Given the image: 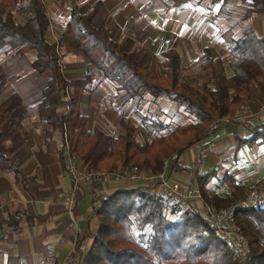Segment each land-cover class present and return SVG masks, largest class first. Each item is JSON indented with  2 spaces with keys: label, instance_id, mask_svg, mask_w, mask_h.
Wrapping results in <instances>:
<instances>
[{
  "label": "trees",
  "instance_id": "1",
  "mask_svg": "<svg viewBox=\"0 0 264 264\" xmlns=\"http://www.w3.org/2000/svg\"><path fill=\"white\" fill-rule=\"evenodd\" d=\"M210 1L217 4L223 0ZM238 1L246 6L245 19L264 13V0ZM188 2L171 0V5L178 7ZM95 13L96 10L81 15L76 1L70 0L68 23L58 39L51 42L43 0H0V51L8 48L18 55L33 52V71L47 75L38 117L47 128V137L54 132L63 135L57 150L63 169L68 150L88 170L116 171L136 166L159 173L165 160L177 163L195 144L211 142L227 125L237 124L244 103L258 92L264 97V37L250 27L236 40L226 37V63L231 76L218 71L216 62L206 58L200 64L201 83L194 87L181 79V60L176 51L164 52L160 73H150L139 66L136 53L126 52L110 38L108 29L93 27ZM61 51L88 60L127 98H166L183 106L195 121L180 126L148 124L144 119L142 124L148 133L155 134L144 142L137 140V126L124 120L119 122L117 135L89 130L88 117L80 111V100L90 76L67 80L62 73ZM5 68L6 63L0 61V75ZM4 84L0 82V93ZM64 99L67 105L61 109ZM16 100L17 95L12 94L0 102V170L4 171L13 170L4 142L22 129V118H12L9 109ZM250 130L247 144L258 142L264 146V123ZM226 177L234 183V191L223 197H209L206 192L210 174L197 181L203 196L216 208L234 204L242 192L239 188L243 190L232 177ZM96 201L93 216L97 229L88 236V249L73 264H264V205L238 209L233 214L232 222L249 246L245 261L239 263L209 224L185 204L160 199L142 187L119 189Z\"/></svg>",
  "mask_w": 264,
  "mask_h": 264
},
{
  "label": "crops",
  "instance_id": "2",
  "mask_svg": "<svg viewBox=\"0 0 264 264\" xmlns=\"http://www.w3.org/2000/svg\"><path fill=\"white\" fill-rule=\"evenodd\" d=\"M75 1L81 15L96 10L93 27L108 29L110 38L126 52L136 53L137 57L158 58L174 50L180 57L181 68L184 64L188 73L194 66L198 73L206 58L224 59L226 63L228 36L236 40L250 27L264 37V13L245 19L246 6L238 0H223L217 4L210 0H189L178 7H173L171 0ZM43 4L49 21V40L53 42L68 23L70 0H43ZM16 20L20 21L18 17ZM61 54L65 56H61L65 65L76 70L86 68L83 76L75 78L65 76L66 69L61 64L67 80L88 75L89 84L94 79L105 82L88 60ZM22 57L19 55V59L6 62L3 74L6 73L7 78L20 73L12 67L24 70ZM17 63H21V67ZM33 77L41 82L39 86H5L0 93V102L12 94L17 95L9 109L12 118H22V129L4 142L13 170H0V264H73L81 252L88 249L91 242L88 236L97 229L93 216L98 206L96 200L120 188L113 183L83 186L72 210L71 226V217L62 204L71 182L57 155L64 138L60 132L46 136L47 128L38 117V104L47 75L36 73ZM86 90L81 96L80 111L88 117L89 130L116 135L121 119L128 118L126 111L122 114L114 104L99 99L86 101L85 106L89 107H85ZM66 105L64 99L60 108ZM238 119L237 124L227 125L211 142L204 140L185 151L177 161L181 169L172 178L187 183L194 173L198 185L199 178L210 174L205 185L209 197L214 194L223 197L234 191V183L226 176L243 186V190L251 183H263L264 146L246 142L252 135L250 129L264 123V97L259 92L244 103ZM129 120L128 124L135 125V120ZM67 257L72 259L71 263L65 261Z\"/></svg>",
  "mask_w": 264,
  "mask_h": 264
},
{
  "label": "built area",
  "instance_id": "3",
  "mask_svg": "<svg viewBox=\"0 0 264 264\" xmlns=\"http://www.w3.org/2000/svg\"><path fill=\"white\" fill-rule=\"evenodd\" d=\"M236 120L239 122L238 117ZM179 170L177 163L170 160L163 162L162 171L159 173L142 170L136 166L120 167L116 171L88 170L78 161L75 155L66 150L64 171L70 179L71 188L63 196L62 204L71 217L73 207L83 186L107 183H113L117 189H122L123 185L124 188L142 187L160 199L185 204L189 208H194L195 205L203 203L202 207L199 208L200 216L219 235L222 242L230 247L239 263H243L249 246L240 228L232 222V217L238 209L256 208L264 205V188L253 187L249 190L245 200L240 201L239 204L231 208L219 211L204 204L203 196L194 180V173H191L187 183L172 178V175L177 174ZM200 176H202L201 173ZM71 226H73L72 217ZM65 261L71 263L72 259L67 257Z\"/></svg>",
  "mask_w": 264,
  "mask_h": 264
},
{
  "label": "rangeland",
  "instance_id": "4",
  "mask_svg": "<svg viewBox=\"0 0 264 264\" xmlns=\"http://www.w3.org/2000/svg\"><path fill=\"white\" fill-rule=\"evenodd\" d=\"M50 36H51L50 33H48L49 39H51ZM62 52L63 51H61L60 54ZM18 56L19 55L15 51H11L8 48H5L0 51V61H4L5 63L8 61L11 62L12 60L15 61L19 59ZM63 57L65 56H62V58ZM70 57L75 58L73 56ZM161 57L147 58L145 55H141L140 57L139 56L137 57L136 55V59L139 63V66L142 69L149 71L150 73H160L161 67L163 66V56ZM33 58H34L33 52H29L23 55L22 59L29 63V66H27V63L24 61L25 63L24 70L21 69L17 70V68L12 67L13 70L20 72L18 76L11 77L14 78L13 80L7 78L8 76L6 75V73L4 74L2 73L3 75L2 74L0 75V82L2 81L5 82L3 86L4 87L5 86H39L41 82L37 80V77H33V75L36 73L32 69H30V64ZM215 62L218 71H224L228 76H231L230 69L226 65V63H224L225 62L224 59L221 60L219 59L218 61ZM17 64L18 67H21L22 65L21 63H17ZM61 64L63 66V69H66L64 70V73L66 74L65 76L80 78L81 76H83L84 72H86L85 67L81 68L82 66H80L81 69L76 70L73 69L75 67L71 65H65L66 61H64L63 59H61ZM93 68H95L102 75V73L96 67L93 66ZM195 69L196 68L194 66L193 71L191 73H188L184 69V64H182L181 79L186 83H190L194 87H199L201 83L200 71H198V73H195ZM101 80L102 79L98 81L94 79V82L92 81V83L90 82V84L88 85L83 103L84 106H85V102L86 101L88 102L90 99H96V100L99 99L101 100V102H109V104H114L118 108L117 110L123 111L122 114H124V112L126 111L127 114H125V116H127L128 118L125 119L123 118L121 120H124L127 123L130 121L129 118L135 120L134 121L135 126H137L138 128L137 140L139 142H144L147 139L151 140L155 136V134L153 133L149 134L148 130L143 126L142 122L144 119L147 120L148 124L153 122H159L161 124H174L180 126L190 124L195 121L194 118L188 114V112L185 110L183 106L178 105L172 101H169L166 98L155 99L150 96H145L143 100H140L138 98L129 99L125 97L124 94L120 93L116 89V86L113 83L107 81L106 79H104L105 82ZM13 103H15V101ZM85 107H89V105ZM118 133H120L119 125H118ZM179 169L181 168L179 167ZM253 187L264 188L263 183H256V184L251 183L244 190H241L239 188V190L242 192L236 196V200L234 204L226 208H216L211 202L207 201L208 199L203 196L201 190L200 192L203 196L204 204L210 207H214L216 210L220 211L231 208L234 205L239 204L240 201L245 200L249 190L253 189ZM202 204L195 205L194 208L190 207V210L193 212L194 210H196L195 213L201 215L199 208L202 207Z\"/></svg>",
  "mask_w": 264,
  "mask_h": 264
}]
</instances>
